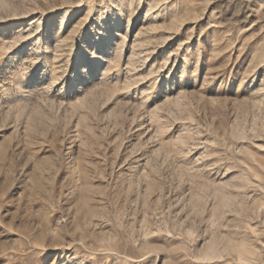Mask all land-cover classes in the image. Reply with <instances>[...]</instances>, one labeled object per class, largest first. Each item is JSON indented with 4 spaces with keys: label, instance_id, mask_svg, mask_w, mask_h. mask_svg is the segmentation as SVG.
I'll return each mask as SVG.
<instances>
[{
    "label": "rangeland",
    "instance_id": "374dc122",
    "mask_svg": "<svg viewBox=\"0 0 264 264\" xmlns=\"http://www.w3.org/2000/svg\"><path fill=\"white\" fill-rule=\"evenodd\" d=\"M0 264H264V0H0Z\"/></svg>",
    "mask_w": 264,
    "mask_h": 264
}]
</instances>
